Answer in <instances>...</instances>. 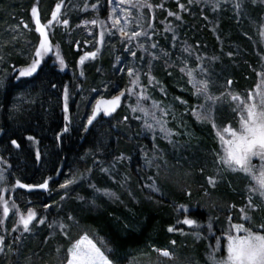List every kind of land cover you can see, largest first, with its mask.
Listing matches in <instances>:
<instances>
[{"label": "trees", "instance_id": "1", "mask_svg": "<svg viewBox=\"0 0 264 264\" xmlns=\"http://www.w3.org/2000/svg\"><path fill=\"white\" fill-rule=\"evenodd\" d=\"M58 1L73 7V14L63 19L71 31L74 18L88 13L81 0H23L13 13L30 19L28 5L36 3L43 24ZM153 1L152 29L142 37L145 42H128L113 32L92 47L78 33L66 35V29L52 27L51 42L59 47L63 66L49 57L32 76L17 78L35 55L25 61L8 50L0 61L7 73L1 80L0 72V196L11 206L9 215L0 217V264L47 263L66 251L80 231L104 239L117 264L161 251L181 255L189 264H213L210 255L218 245L224 252L231 225L243 222L264 234V200L253 194V181L220 162L213 124L230 115L236 129L239 118L224 105L211 120L197 121L194 112L202 99L187 77L191 69L201 72L208 91L229 100L233 95L242 98L259 84L264 73V0ZM107 6V0H100L93 13L105 19ZM145 12L146 27L150 15ZM34 31L36 50L40 35ZM93 52L95 57L81 63ZM130 68L139 76L144 104L163 116L165 136L148 129L136 102L127 101L135 78L128 76ZM122 91L119 107L88 125L93 100H110ZM164 160L190 171L187 191L162 180ZM17 181L33 187L17 188ZM45 181L47 189L38 187ZM203 197L213 198L219 207L211 209V216L187 212L190 220L205 226L195 236L183 224L182 208ZM30 209L36 218L24 231L19 215Z\"/></svg>", "mask_w": 264, "mask_h": 264}, {"label": "rangeland", "instance_id": "2", "mask_svg": "<svg viewBox=\"0 0 264 264\" xmlns=\"http://www.w3.org/2000/svg\"><path fill=\"white\" fill-rule=\"evenodd\" d=\"M22 1L23 0H4V4L0 3V14L3 15L2 19H0V61H2V62H3L4 55H5V53L7 54L8 50L11 53L13 52L17 55L22 56V60H25V61L30 59V57H32V55L35 54V51H36L35 47H36L37 43H36L35 37H33V35H32V33L34 31V30L32 31V24H34V26H33V28L35 29L34 32H37L36 31V20L38 19L39 15H40V11L38 9V5L36 3L31 2V4H29L28 8H27V9H29L30 19L29 18L27 19L25 16H22V15L16 17L13 13V8L16 5H18L19 3H22ZM81 1H82L83 10L88 11V13L85 12L87 14H85L83 17H78V19L74 18L75 19L74 20L75 26H74L73 30H71V31L67 30L68 24L67 25L63 24V19L68 18L74 12L73 7H71L70 5L63 7V5L61 4V8L63 7L62 11H64V13L62 14V16H60L61 15L60 14L58 16L57 20L52 21V23L50 25H49V21L51 20L52 16L50 19H45L43 24L40 21V24L42 26H45V31L47 33L48 40H49L50 44L52 45V51L46 53L44 55L43 59L41 60V62L44 59L50 57L51 59H53V61L55 63H57L59 66H61L59 59H57V52H59V57L62 59L59 47H57V45H55L51 42L52 41V39H51L52 27H56V28L60 27L61 29H66L68 31L67 34L65 33L66 35H70L73 32L78 33V35L82 36L83 41L88 42L87 44L89 46L92 45V47H95L96 43H98V45L101 44L105 35L106 34H113V32L115 34H118L121 39L128 41V42H130V41L135 42V44H138V41L145 42L146 40L142 37H144L147 34L150 35L151 29H152V23L151 22L154 18V9H155V8H153V4H151V3H154L153 0H147V3L152 5L151 8L139 7V6L133 7L132 5L136 4L137 0H131L130 3H124V4H119L118 0H107L108 12H107V16L105 19H101L100 16H97L96 14L93 13V11H95V13H96V6L98 5V2L100 0H81ZM57 4H60V2L58 1L55 4L54 11L56 9ZM93 6H95V7H93ZM33 8L37 9L36 16H33V14H32ZM113 9L116 10V17L115 18L119 20V24H116V25H114L112 23V19H110V15H111ZM120 9H123L124 11L122 12V11H120ZM156 9H158V8H156ZM65 10L66 11L69 10L67 12L68 14L65 13ZM145 11H148L149 15H150V23L146 27H145V24H146L145 16L147 17V14ZM21 12H23V11H21ZM92 21H97V23L93 24ZM100 21H103L104 23L101 24ZM121 27H123L125 29V33H127V34L121 33L119 31V29ZM137 31L142 33L141 36L129 39V36L131 35V33L137 32ZM102 32L104 35H103V39L101 40V33ZM63 34L64 33L62 32V34L60 36L61 38L63 37ZM38 35H40V34L38 33ZM41 39H42V37L40 36V41H41ZM89 54H86L83 56L84 57L83 61L85 59L91 57ZM187 68H189V67L187 66ZM1 71H2V75H3V78H1V80H2L7 76V73L3 70L2 66L0 65V72ZM191 71H192V78L195 79L196 81L207 80L206 76H204V74H202L201 72L199 73V72L192 70V69H191ZM187 74H188V72H187ZM187 77H188L189 82H190L189 75H187ZM262 82H264V76H263V80L260 81L259 84H257L253 89L251 88V90H247L241 99H246L250 92L254 94L257 90V86L261 85ZM190 84H191L192 88L194 89V92L196 93V89L193 87L192 83H190ZM132 88H133L132 94L131 95L128 94L129 96L127 98V101H135L136 102V107H137L139 113L142 115L144 125L151 124L153 126L152 128L154 131L159 133L160 136H161V134H163V136H165L166 130H165L164 125L162 124V121H163L162 117L163 116L158 115L154 108L149 107V106L147 107V105L144 104V99L139 101V107H138V97L142 94L137 89L138 88L137 86H135V87L132 86ZM213 90H214V92L217 91L215 89H213ZM208 92L212 97L216 96L212 92L210 93V90ZM229 93H231V91ZM198 97L201 98L202 100H201V103L198 105V107L195 109V112L198 115H194V117L197 119V121H206L207 122V121L211 120L210 117H213V113L215 111H217V108H221V106H224V105H225V107L227 105V108L230 111L235 112L236 116L239 118V109H237V112H236V110H234L236 108V105L239 103V101H233L231 99V97H230V100L225 99V98H227V96H224V97L222 96L218 100L206 102L203 95H199ZM93 101H97V100L95 99ZM121 101H122V98H121ZM226 101L229 103L232 101L233 103L231 102L232 104H229ZM231 119L232 118L230 115L223 118V120L221 119L222 122L221 123H220V121L218 122V124H219V125H217L218 128H223V127H226L229 125L232 127L233 122ZM237 123H238V127H239V120ZM162 127L164 129L163 131L161 130ZM232 128L235 129V126ZM214 131L217 135V128H214ZM220 146H221V142H220ZM221 153L223 155L222 147H221ZM252 163L256 166H259V164H260L258 159H253ZM187 170L188 169H186L185 166H180L179 164L174 165V164L169 163V162L164 160L162 162V168L160 170L161 171L160 176L162 177L163 181H165L167 183L174 184L179 189L187 191V189H189L188 188L189 185L191 184V182H190V171H187ZM253 183H254L253 184L254 187L252 188L253 194L260 195V197L263 198V200H264V196H262L260 194V191L258 190L254 181H253ZM198 201L195 202V200H194L190 205L182 208L184 214L186 215L185 219H191V218L187 217V215H188L187 212H195V211L200 210L201 212L202 211L207 212V215L211 216V214H210L211 209L212 210L216 209L217 207H215V205H218V207H219V203H217L216 200H214L213 198L211 199V198L203 197L202 200L200 199ZM8 205H9V209L11 210L10 204H8ZM0 217L3 219L6 218L3 215L2 205H0ZM240 219H241V217H240ZM235 224H243L245 226V224L243 222H239V223H235ZM184 225H185V227H187V229L189 231L194 232L195 236L198 234V232L203 230L205 227V226L203 227L202 224H200V222H198V221L195 222V220H194V224L192 226H189L187 224H184ZM230 231L233 234H235L234 229H232L231 226L229 229H227L226 233L229 234ZM80 232H79V235L77 236V238L75 239V241L73 243H71L70 246H68L66 251H63L60 254V256L58 255L56 258L51 259L47 263H44V264H68V259H69L68 250L76 243V241L80 240L84 236H87L88 239H90L101 250V252H103V254L106 256V258L109 260L110 264H117L110 259L111 247L104 239L96 236L92 231H83V232L80 231ZM227 235H225L224 252L222 251L220 245L215 246L213 249V252L210 255V259L212 260V262H213L212 257H215L214 255L216 253H217V256H216V259L214 258L215 261H222L226 258V255H227L226 237H227ZM38 263H40V262H37V263L33 262V263H27V264H38ZM123 264H189V263H188V259H186L185 257H183L181 255H179V257H177V256L175 257L174 255H170V254H169V256H164V255H162V251H161V252H157L153 256H141V257L129 259L128 261H126Z\"/></svg>", "mask_w": 264, "mask_h": 264}, {"label": "snow or ice", "instance_id": "3", "mask_svg": "<svg viewBox=\"0 0 264 264\" xmlns=\"http://www.w3.org/2000/svg\"><path fill=\"white\" fill-rule=\"evenodd\" d=\"M130 2L131 0H118L119 4ZM132 6L148 8L152 7L151 4L147 3V0H137V3L133 4ZM60 10L61 5L57 4L55 11L52 13V18L49 21V25L52 23V21L57 20ZM120 11L123 12L124 10L120 9ZM36 13L37 9L33 8V16H36ZM172 14L173 13L171 12L169 13V15ZM115 17L116 10L113 9L110 19H112V23L114 25L119 24V20ZM177 19H179V17H177ZM92 23L96 24L97 21H92ZM100 23L103 24L104 22L100 21ZM63 24L67 25L68 21L63 20ZM36 31L42 37L34 54L36 58L32 60L29 66L19 70L17 78L32 76L37 71L44 55L52 51V45L48 40L45 26L40 24L39 19L36 20ZM119 31L121 33L127 34L125 33V29L123 27H121ZM141 34L142 33L138 31L132 32L129 36V39L139 37ZM103 35L104 34L102 32L101 40L103 39ZM152 47H156V45H152ZM89 55L95 57L96 53L93 52ZM132 55L135 56L136 53L132 52ZM57 59H59L61 66H63L64 61L59 57V52H57ZM83 59L84 58L81 59V63H83ZM181 71L184 72L185 69L181 68ZM127 74L130 78L135 77L134 79L130 80V83L134 87L137 86L139 76L136 74V70L130 68L128 69ZM188 75L190 77V83H192L193 87L196 89L198 96L203 95L206 102L219 99V97H212L209 94V84L207 80L196 81L192 78L191 70L188 71ZM259 75L264 76V73H260ZM0 84H2V81H0ZM127 92L129 95H131L132 88H128ZM124 95L125 92L122 91L119 95L114 96L110 100H97L95 106L93 107L92 114L88 117V125H92L93 121H95L101 113L106 116L111 115V113L114 112L117 107H119L121 103V97ZM143 99H146V97L143 95L138 97V107L139 101ZM231 99L233 101H239V103L236 105V108L234 109H239V127L234 129L229 125L223 128H217V126L213 124V127L217 128V136L221 142V147L223 150V155L220 157V162L232 171H240L249 176L255 182L260 194L264 196V82L257 86V90L254 94L250 92L246 99H241V97L238 95H233ZM64 100V111L67 113V89H65ZM181 102L184 103V101ZM136 110L137 109H133V111ZM194 115L198 114L194 112ZM65 120H68L67 115L65 116ZM146 127L151 130L153 126L151 124H146ZM161 130H164L163 127ZM64 131H68L67 127L64 129ZM28 139L32 140L33 137L30 136ZM12 144L19 147L15 140L12 141ZM253 159L259 160V166H256L252 163ZM73 182L74 181L70 180L67 183L70 184ZM209 183L214 184L215 181L210 177ZM66 186L67 184L61 185V187ZM15 187L22 189L27 188L31 190L33 185H27L17 181ZM38 187L47 189L48 182L45 181L44 183L38 185ZM0 205L3 207V215L7 217L9 215L10 209L3 196H0ZM15 207V204H13V208ZM241 211L243 212V209H241ZM17 212H19V209H17ZM35 218L36 213L30 209L26 215H19V224L23 226L24 231H29V225ZM242 218L245 220L249 219L247 215H244ZM40 223H44V221L40 220ZM183 223L192 226L194 221L185 219ZM231 228L234 229L235 234L230 231L226 237V258L222 261H215L214 257H212L213 264H264V234L246 228L243 224H233L231 225ZM261 228H264V225H261ZM168 230L170 232L173 231L172 228H169ZM13 231H15V229H13ZM2 244L3 238H0V245ZM68 254V264H110L103 252H101V250L90 239H88L87 236H84L80 240L76 241V243L68 250ZM162 255L169 256V252L163 251Z\"/></svg>", "mask_w": 264, "mask_h": 264}]
</instances>
